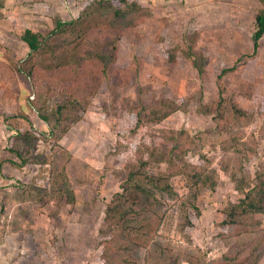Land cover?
<instances>
[{
    "label": "rangeland",
    "instance_id": "1",
    "mask_svg": "<svg viewBox=\"0 0 264 264\" xmlns=\"http://www.w3.org/2000/svg\"><path fill=\"white\" fill-rule=\"evenodd\" d=\"M88 1L0 0V160L7 154L13 133L5 121L7 114L25 112L36 127L49 130L33 107L38 91L34 78L40 72L53 92L71 87L86 103L84 117L60 144L91 164L102 180L101 189L95 191L96 203L88 205L83 200V205H72L55 202L46 176L38 177L40 164L29 163L26 169L28 179L34 177L42 193L15 180L6 185L0 179V264H101L108 249L105 208L121 189V171L130 158L138 157L143 133L151 137L154 130L163 128L204 136L203 145L194 142L195 149L186 160L214 169L218 186L191 190L188 176H174L176 193L166 197V218L150 235L151 245L136 250L138 264H149L147 258L157 241L170 244L181 264H189L194 256L220 264H248L251 256L256 264H264V214L244 224L243 220L224 223L231 203L242 195L237 184L253 182L264 165V37L254 53L255 18L261 1L140 0L151 8V15L136 28L123 31L119 59L98 81L89 65L79 71L68 65L55 68L49 49L35 56L34 76L20 72L18 67L31 63L26 60L31 49L23 39L25 31L48 37L58 18L75 19ZM191 39L207 57L202 73L186 58L171 62L165 56L169 48L179 52ZM235 64V70L218 78L223 68ZM220 88L227 99L252 114L247 124L234 127L238 148L230 135L221 141L212 114L197 110L203 103L215 102ZM136 94L148 101L178 98L188 110L175 112L155 128L133 130L135 117L126 103L129 95ZM119 141L127 151L122 147L114 151ZM195 191L198 207H187L189 223L183 205L193 200ZM19 225L25 233L18 230Z\"/></svg>",
    "mask_w": 264,
    "mask_h": 264
},
{
    "label": "trees",
    "instance_id": "2",
    "mask_svg": "<svg viewBox=\"0 0 264 264\" xmlns=\"http://www.w3.org/2000/svg\"><path fill=\"white\" fill-rule=\"evenodd\" d=\"M260 1L262 6L255 18V54L264 37V0ZM149 15L151 8L140 0H89L75 19L58 18L48 37L40 38V35L31 29L25 31L23 39L31 49L26 60L31 63L27 65L26 62L25 67H18L19 71L27 77L34 76L35 56L44 55L49 49L55 68L68 65L79 71L89 65L91 72L95 74L93 78L98 81L118 61L123 44V31L136 28L140 21ZM169 49L165 53L169 61L186 58L200 73L204 72L207 57L203 51L196 48L192 39L179 52L176 48ZM139 58L140 56L137 58L138 62ZM26 67L27 70L24 69ZM236 68L237 64L223 68L218 78L221 79ZM36 77L37 79H34L37 80L35 83L38 91L36 99L33 100V107L49 130L47 132L36 127L25 112L7 114L5 121L13 133L8 138L7 154L0 160V179L6 185L15 180L29 190H36V181L34 177L28 179L26 166L29 163H37L43 173L40 172L38 177L46 176L50 194L57 204L83 205L85 200L88 205H92L96 203L95 191L101 189L102 180H98V174L91 164L60 144L62 137L84 117L87 105L75 89L68 87L53 92L48 88L46 79H41L40 72ZM126 108L131 112L130 115L135 117L133 130L141 132L149 127L155 128L154 126H158L179 110H188L187 104L178 98L163 96L148 101L138 94L129 95ZM197 110L203 114H212L217 122L221 141L230 135L232 145L238 148L239 137L234 132V127L250 121L252 114L246 108L227 99L224 89L220 88L215 102L203 103ZM196 141H199L198 146L203 145L204 136L193 137L183 129L163 128L161 132L154 130L151 137H148L146 132L143 133L138 145V157H129L121 171V189L108 200L105 208V230L109 231V235L105 239L108 249L101 264H138L136 250L141 246L151 245L150 235L159 230L166 218V197L176 193L174 176L180 173L188 176V186L191 190L198 191V187L202 186L217 188L218 180L214 169L187 163L186 156L195 149L193 144ZM120 147L123 152L127 151L122 141L114 144L113 149L120 152ZM164 164L165 168L158 169ZM236 181L238 182V178ZM249 182L237 184L242 195L231 203L225 216V224H240L242 220L244 224L247 219L255 220L256 216L264 214V165L257 178ZM246 185L248 187H245ZM39 189L37 190L40 193L44 191ZM197 191L194 192L193 200L185 201L183 205L189 223L192 221L187 207H198ZM18 230L26 232L22 225H19ZM30 230L31 228H28L27 232ZM150 253L147 258L149 264L150 259L163 262L162 264H181L170 244L157 241ZM189 264L220 263L194 256L189 259ZM248 264H256L251 256Z\"/></svg>",
    "mask_w": 264,
    "mask_h": 264
}]
</instances>
